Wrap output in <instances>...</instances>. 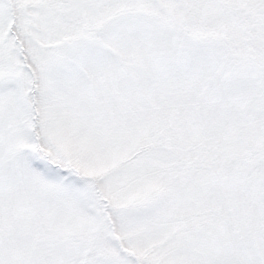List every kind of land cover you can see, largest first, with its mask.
<instances>
[{"label":"snow or ice","instance_id":"obj_1","mask_svg":"<svg viewBox=\"0 0 264 264\" xmlns=\"http://www.w3.org/2000/svg\"><path fill=\"white\" fill-rule=\"evenodd\" d=\"M0 264H264V0H0Z\"/></svg>","mask_w":264,"mask_h":264}]
</instances>
